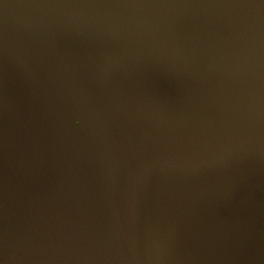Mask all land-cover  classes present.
Wrapping results in <instances>:
<instances>
[{"label": "water", "instance_id": "95a60500", "mask_svg": "<svg viewBox=\"0 0 264 264\" xmlns=\"http://www.w3.org/2000/svg\"><path fill=\"white\" fill-rule=\"evenodd\" d=\"M0 264H264V0H0Z\"/></svg>", "mask_w": 264, "mask_h": 264}]
</instances>
